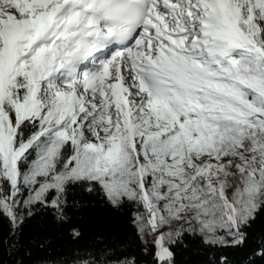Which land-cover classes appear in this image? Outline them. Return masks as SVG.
<instances>
[{
	"label": "snow or ice",
	"instance_id": "6c2138e0",
	"mask_svg": "<svg viewBox=\"0 0 264 264\" xmlns=\"http://www.w3.org/2000/svg\"><path fill=\"white\" fill-rule=\"evenodd\" d=\"M0 264H264V0H0Z\"/></svg>",
	"mask_w": 264,
	"mask_h": 264
}]
</instances>
